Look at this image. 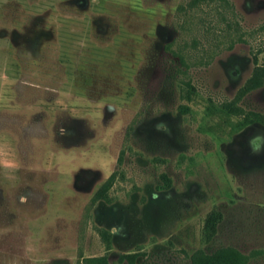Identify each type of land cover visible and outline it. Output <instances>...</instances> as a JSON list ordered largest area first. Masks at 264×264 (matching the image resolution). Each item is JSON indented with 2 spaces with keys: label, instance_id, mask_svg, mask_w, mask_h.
<instances>
[{
  "label": "rangeland",
  "instance_id": "rangeland-1",
  "mask_svg": "<svg viewBox=\"0 0 264 264\" xmlns=\"http://www.w3.org/2000/svg\"><path fill=\"white\" fill-rule=\"evenodd\" d=\"M227 1L0 0V264H264V0Z\"/></svg>",
  "mask_w": 264,
  "mask_h": 264
},
{
  "label": "trees",
  "instance_id": "trees-1",
  "mask_svg": "<svg viewBox=\"0 0 264 264\" xmlns=\"http://www.w3.org/2000/svg\"><path fill=\"white\" fill-rule=\"evenodd\" d=\"M217 0H191V2L188 4L187 8H184L183 12L187 13L188 9L193 10L194 8L198 7L202 3H211L216 2ZM221 2H225L228 4L227 0H218ZM221 257L219 261V264H246V258L242 254H240L238 251L233 252H224L216 254V257ZM222 259V260H221Z\"/></svg>",
  "mask_w": 264,
  "mask_h": 264
}]
</instances>
